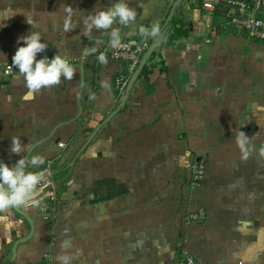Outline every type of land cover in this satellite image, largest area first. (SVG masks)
I'll list each match as a JSON object with an SVG mask.
<instances>
[{"label":"crops","instance_id":"obj_1","mask_svg":"<svg viewBox=\"0 0 264 264\" xmlns=\"http://www.w3.org/2000/svg\"><path fill=\"white\" fill-rule=\"evenodd\" d=\"M176 1L127 0L137 24L115 25L122 39L141 37L140 25L167 28L125 95L114 80L135 70L96 60L108 33L81 34L87 14L115 0H0L1 64H12L19 36L40 29L49 46L37 59L61 49L76 71L30 94L16 68L0 67V160L20 158L10 152L19 136L30 149L22 155L45 159L28 170L57 186L55 203L22 205L32 234L14 208L0 211V264H35L46 251L52 264H178L184 249L199 264H264V42L229 23L223 0H183L167 21ZM67 6L77 26L65 33ZM93 45L99 51L84 57ZM194 157L206 171L192 187ZM198 210L205 219L186 222Z\"/></svg>","mask_w":264,"mask_h":264},{"label":"clouds","instance_id":"obj_2","mask_svg":"<svg viewBox=\"0 0 264 264\" xmlns=\"http://www.w3.org/2000/svg\"><path fill=\"white\" fill-rule=\"evenodd\" d=\"M66 16L63 20V31L71 32L77 25L73 24L74 9L71 6L65 7ZM10 18V17H9ZM25 22L33 29L36 28L33 19L25 16ZM83 28L81 34L88 40L93 37L94 31L108 33L110 46L117 49L121 46V32L115 25L131 28L137 24V11L130 7L127 0H115L106 9L96 10L81 21ZM4 22H0V29L4 28ZM158 27L153 24L146 28L140 25L138 33L141 37L147 39L155 37L158 33ZM41 30H31L27 34L21 35L17 39L20 46L12 56V66L17 69L23 77L24 86L30 94L39 92L42 88H48L58 85L61 78L72 80L76 73L72 64L58 49L57 53L49 58L44 55L37 59L38 54H42L48 48V43L42 42ZM99 43V42H98ZM99 51L95 45L86 47L83 56L94 55ZM100 64L106 65L108 60L103 52L96 57ZM242 141L247 140L244 133H240ZM30 151L29 145H22L19 136L11 138L10 152L20 158L9 165L0 160V211L21 206L27 201L33 199L37 193V186L43 178L42 173L29 171V168H39L44 165L45 159L41 155H22ZM67 247V245H65ZM61 264H70V257L63 256L58 258Z\"/></svg>","mask_w":264,"mask_h":264},{"label":"built area","instance_id":"obj_3","mask_svg":"<svg viewBox=\"0 0 264 264\" xmlns=\"http://www.w3.org/2000/svg\"><path fill=\"white\" fill-rule=\"evenodd\" d=\"M229 7V23L239 30H245L252 39L264 42V0H223ZM212 1L203 2V7L206 10L213 9ZM149 46L148 39L143 37L122 39L121 46L113 49L110 46V39L105 44L102 52L112 59L124 61L128 63L129 70L134 71L141 59L142 54ZM0 67L6 74H12L15 67L9 64H1ZM128 78L124 75H119L114 80L115 88L123 91L126 88ZM61 147L65 143L59 142ZM206 171V164L203 158L194 157L188 164V181L192 187L197 186L202 180ZM40 195H36V199L28 201L31 204L36 201H41L48 198L50 203H55L57 200L56 182L52 176L43 177L39 184ZM26 204V203H24ZM23 204V205H24ZM39 212L43 218L46 219L47 204L41 202L39 205ZM206 215L202 210L191 212L186 215V222L189 221H203ZM35 264H52L51 254L46 251L43 253L42 258ZM178 264H199V261L191 255L187 250H182Z\"/></svg>","mask_w":264,"mask_h":264},{"label":"water","instance_id":"obj_4","mask_svg":"<svg viewBox=\"0 0 264 264\" xmlns=\"http://www.w3.org/2000/svg\"><path fill=\"white\" fill-rule=\"evenodd\" d=\"M182 1L183 0H177L174 3V5L171 7V10H170V13L168 15L167 21L168 20L170 21L172 19V16H173V13H174V10H175L176 6L179 5ZM165 26H166V23H165L164 27L158 31V33L155 36V38L152 41V43L148 46V48L145 50V52L141 56V59H140V62L138 64L137 68L135 69L134 73L131 75V77H130L127 85H126V88L124 90V94L125 95H127V93L129 92V90L131 89V86H132L133 82L135 81L138 73L142 69V67L145 64V62L149 59V57L151 56V54L153 53V51H155V49L159 46V43H160V41L163 38L162 37L163 36V32H164L163 30L165 28H167ZM175 35H176L175 32H171V34L169 35V39H171ZM180 44H183V43L181 41H178L176 43V46H179ZM14 209L28 220V222L30 223V233L29 234H32L33 231H34L33 221L31 220V218L29 217V215L22 209V205L21 206L14 207ZM30 236L31 235H28L27 237H23V238L19 239L18 243L19 242L26 241L27 239L30 238ZM18 243H16V245L14 247L13 255H15V248H16V246H17Z\"/></svg>","mask_w":264,"mask_h":264},{"label":"trees","instance_id":"obj_5","mask_svg":"<svg viewBox=\"0 0 264 264\" xmlns=\"http://www.w3.org/2000/svg\"><path fill=\"white\" fill-rule=\"evenodd\" d=\"M175 31H176V28H175ZM179 31H177V34H178ZM143 73H147V68L146 67H143Z\"/></svg>","mask_w":264,"mask_h":264},{"label":"rangeland","instance_id":"obj_6","mask_svg":"<svg viewBox=\"0 0 264 264\" xmlns=\"http://www.w3.org/2000/svg\"><path fill=\"white\" fill-rule=\"evenodd\" d=\"M187 169H188V166H187ZM188 178H189V176H188ZM189 182V181H188Z\"/></svg>","mask_w":264,"mask_h":264}]
</instances>
